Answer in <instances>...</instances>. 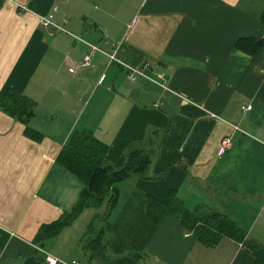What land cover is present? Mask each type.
I'll list each match as a JSON object with an SVG mask.
<instances>
[{
  "label": "crops",
  "instance_id": "0c3cea01",
  "mask_svg": "<svg viewBox=\"0 0 264 264\" xmlns=\"http://www.w3.org/2000/svg\"><path fill=\"white\" fill-rule=\"evenodd\" d=\"M263 13L264 0H0V100L11 89L32 101L36 132L0 110V264H253L230 238L206 247L175 218L152 223L146 205L172 191L264 245V49L236 48L263 39ZM103 52L148 65L165 88L129 82ZM76 131L107 145L115 168L141 145L151 164L116 185L105 219V207L87 208L52 233L82 188L56 162Z\"/></svg>",
  "mask_w": 264,
  "mask_h": 264
},
{
  "label": "trees",
  "instance_id": "16d2710c",
  "mask_svg": "<svg viewBox=\"0 0 264 264\" xmlns=\"http://www.w3.org/2000/svg\"><path fill=\"white\" fill-rule=\"evenodd\" d=\"M261 20L264 23V13ZM236 48L243 53L253 54L258 49H264V37L259 41L240 39ZM0 110L22 123L27 135L36 134L27 127V123L35 115V104L32 101L7 89L0 100ZM107 151V145L88 131L74 132L60 150L56 162L75 175L82 188L71 213L54 225L52 233H57L87 208L105 207V219L118 201L117 184L130 178H147L152 149H146L142 145L132 147L127 151L121 168H115L106 162ZM146 212L148 219L154 224H159L165 216L177 219L185 232L192 233L206 247L216 246L223 237L230 238L245 247L254 259L253 264H264V245L246 239L245 234L223 213L206 207L187 211L172 191L163 201L147 198ZM91 229L92 227L88 229L87 235ZM46 230L48 229L45 228L44 231L47 232Z\"/></svg>",
  "mask_w": 264,
  "mask_h": 264
},
{
  "label": "built area",
  "instance_id": "2783aa9c",
  "mask_svg": "<svg viewBox=\"0 0 264 264\" xmlns=\"http://www.w3.org/2000/svg\"><path fill=\"white\" fill-rule=\"evenodd\" d=\"M39 24L43 28H51V29H58L60 31H64L63 28L55 25L53 21L51 20V17H45L41 16L38 18ZM92 51L94 52H102L99 47L97 46H91ZM104 53V52H103ZM105 56L109 59L110 63H116L120 67L125 68L127 70L126 78L129 82L133 83L138 78L144 79L156 86H159L161 88H165V77L162 75H156L155 77L150 73V67L146 64L142 65L141 67H131L128 65L123 64L121 61H119L118 58L115 57L114 54H107L104 53ZM91 60L88 55H85L79 65L80 68H86L90 64ZM69 73L74 72V68L68 69ZM247 109H250V107H247ZM230 146V139L225 138L221 141V152H223L225 149H227ZM60 261L56 258H53L51 256H46V264H59ZM72 264H78L76 262H72Z\"/></svg>",
  "mask_w": 264,
  "mask_h": 264
}]
</instances>
